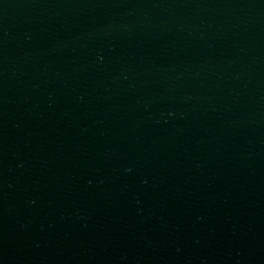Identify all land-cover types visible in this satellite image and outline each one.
I'll return each mask as SVG.
<instances>
[{
    "label": "water",
    "instance_id": "obj_1",
    "mask_svg": "<svg viewBox=\"0 0 264 264\" xmlns=\"http://www.w3.org/2000/svg\"><path fill=\"white\" fill-rule=\"evenodd\" d=\"M0 264H264V0H0Z\"/></svg>",
    "mask_w": 264,
    "mask_h": 264
}]
</instances>
